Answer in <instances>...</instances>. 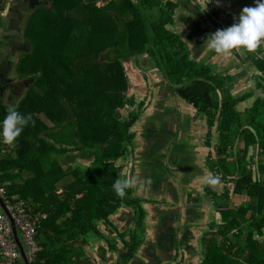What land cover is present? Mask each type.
<instances>
[{
  "label": "trees",
  "instance_id": "trees-1",
  "mask_svg": "<svg viewBox=\"0 0 264 264\" xmlns=\"http://www.w3.org/2000/svg\"><path fill=\"white\" fill-rule=\"evenodd\" d=\"M97 1L46 0L48 6L34 7L39 11L32 14L33 9L26 19L23 63L18 68L19 74L30 76V82L15 105L0 103V118L9 106L32 118L10 152L0 157V181L7 194L32 196L35 211L47 213L37 231L39 250L28 264H88L85 245L93 237L106 243L108 258L117 257L113 264L140 259L135 251L143 240L141 222L146 210L139 197H131L130 189L122 199L111 188L119 173L114 162L129 154L134 137L131 126L141 108L140 103L122 116L126 106L135 105L133 97L125 94L128 80L123 67L124 62L136 59L132 56H142L136 61L145 64V58H152L148 68L160 70L169 88L199 106L211 122L217 118L218 131L225 130L217 144L221 154L231 147L232 124L240 125L236 100L229 94L210 96L214 85L219 87L225 80L195 62L185 49L186 40L166 28L173 24L178 2L119 0L113 2L119 11L108 12V3L97 6ZM258 68L264 73V65ZM249 94L244 93L242 99ZM248 109L244 114L254 130L246 126L236 133L244 140L243 147L235 158H221L229 162L225 166L216 159L212 169L232 185L227 187L223 181L225 191L219 196L213 193L222 223L209 236L199 238L200 249H192L191 255H201L199 264H264V178L258 176L264 164L257 162L254 171L246 159V147L254 142L264 153V98L256 99ZM39 113L50 125L37 117ZM65 158L67 165L62 167ZM16 175L22 183L14 182ZM68 175L72 180L65 179ZM130 206L132 227H116L113 214ZM100 223L109 233L99 231ZM247 226L251 227L248 231ZM218 235H222L219 240ZM229 235L236 238L235 243L228 242ZM181 252L159 251L156 264L171 260L196 264Z\"/></svg>",
  "mask_w": 264,
  "mask_h": 264
},
{
  "label": "crops",
  "instance_id": "crops-1",
  "mask_svg": "<svg viewBox=\"0 0 264 264\" xmlns=\"http://www.w3.org/2000/svg\"><path fill=\"white\" fill-rule=\"evenodd\" d=\"M6 1L9 2L10 6L13 5V3H14L12 0H6ZM99 1H102V0H99ZM104 1H109V0H104ZM160 1H161V3L165 2V0H160ZM187 1L190 2V4H193L191 2V0H187ZM45 3H47L46 0H45ZM245 3L248 4L249 6H250V3L253 5V0H237L236 2H235V0H230L229 6H230V9L233 10V12H234L233 14L235 17H237L240 10L244 6H246ZM194 4H195L194 6H195L196 10H198L194 14L195 15L201 14V16H199V17L197 15V19L199 20V18L202 17V13H204L205 15H206V13H205V11L200 10L199 6L196 3H194ZM96 5L101 6L98 4V1H97ZM0 7L3 10V8L5 7V4L3 7V5L0 2ZM34 7H33V9H34ZM182 8H183V6L182 7L180 6L179 9H182ZM183 9L185 11H180L178 15L174 14L175 13V10H174L173 23L176 21L175 17L178 16L177 17L178 23L186 24V26H187V28L185 30L186 32L184 31L183 34H182V32H180L179 34L182 37L184 36L183 38L186 40L185 41V49L187 51H189V55L193 56L196 60L195 62H197L200 66L202 65V66L208 67L210 69L211 74H218V73L223 74L226 72H231L233 66L231 67L229 65H233V63L229 64V62H231L232 57L233 58L240 57V54L242 53L241 50L233 49L231 55L223 56L221 54H217V53H214L212 51L209 52V50L204 46V44L199 45L200 42L203 40V37L205 38L207 34L215 32L217 29H219L220 25L217 22L213 21L215 27L210 25L211 27L209 26L208 27L209 29H208L205 25V21L204 20L201 21V19H200L201 23L204 22L202 25L203 29L196 31V33H194V34H191L192 30L196 29L197 26H196L195 20H190V18L188 17L190 15H188V13H181V12H186L189 9H187L185 7ZM2 10H0V13L2 12ZM32 10H30L29 13H31ZM153 10H155V12H156L154 14H157V10L159 11V9H157L156 7ZM10 11L11 10L9 8L7 13H6L8 15V17L6 18V21H5L6 22L5 27H7L8 30H7V32H4V35H5L4 37H2V36L0 37V53L4 54L6 51L8 59L10 61L9 69L7 70L6 73H4L5 77L8 79H12L15 77L18 80L20 79V81H21L23 78L28 79V77H30L29 75L24 76V75H21L18 73V61L20 58V54H22L24 52V47L21 45L20 39L23 38V40H24L23 33H24L25 24H26V19L28 16L23 13L24 16L22 17V12H21L20 18H17ZM199 11H201V12H199ZM217 12H218V10H215V13H214L215 16L216 15L218 16ZM189 13H192V12L190 11ZM207 15L210 16L209 13H207ZM172 25L173 24H167L166 28L171 30V31L178 33V31L171 28ZM21 27H22V32H21L22 36L20 33L19 34L17 33V31ZM211 28H213V29H211ZM200 34H202V35H200ZM193 37H195V39H193ZM198 38H200V40H198ZM188 43H190L191 45L195 43L196 45H195V47H193V49H191V48L187 47ZM260 44L264 46V41H262ZM196 50H198L197 53H196ZM3 54H1V55H3ZM218 59H220V60L222 59L223 62L220 63L218 61ZM260 59H262V57H256V58L254 57L253 58L252 57V51H251L250 60L248 62H245V64H243V65L246 66L247 63H249L252 65V67L254 69L257 68V70H258V69H260V68H258V65H259V64H257L258 62L255 63L257 65L256 67L253 66V64H254L253 62L258 61ZM127 62H129L128 66H129V68H131V70H128ZM127 62L123 63V67H124V71H125V76L128 80V85H127V89L129 92L128 94L131 95V94L135 93L134 91H132V89L134 87L137 88L138 87L137 84H139V83L131 81L128 78L129 77L128 74H130V73L133 74L132 72H134L135 70L144 72L143 70L145 67L138 60L136 61V59H130ZM211 62H213V63H211ZM214 63H216L217 65H214L212 67L211 64H214ZM247 66H249V65H247ZM149 69L154 70L153 75L156 78L155 81L156 82L158 81V83H155V84H153V86H150V87L148 86V89L145 92H148V95L150 97H152L155 94L157 95L156 97H159L160 99H162L164 97L163 106H164V108H166V110H171V111H173V113L174 112L177 113V111H183L185 113H188V116H186L187 120H188L187 124H186L187 125V132L185 130L183 140H182L180 146H178L175 150L173 149L176 153H179L178 151L181 150V151L185 152L186 155L185 156L181 155V157H176L174 159V161H171L170 163L167 162L168 160H170L172 158V155H170V153H169L170 152L169 148L165 152H163V150H166V148H164V147L167 145V143L168 144L171 143L170 145L175 144L174 138L176 135L174 137L172 135V137L170 139H168L167 142L165 144H163V146L162 145L158 146L157 152H156L158 154V158L155 160V162L153 164L154 168H151V170H155V172H153V177L151 178V181H150V184L152 186L150 185V187L151 188L156 187L155 188L156 192L157 191L165 192L164 191L165 189H167V191L170 190L173 193H175L177 198H178V201H176V200H170L168 197L163 198L164 196H160V197L156 198L155 200H151L152 202L157 201L158 204L155 206L156 207L155 211L152 210L150 212L148 210L149 215H151L152 219H154L153 222L160 219L158 221L159 225L157 227L163 228L162 230L158 229V232H157L158 235H156L157 237L155 238V240H153L154 245H155L154 249L158 253L159 251L164 252L166 250L165 246H162V244H163L162 240H163V242L170 243L168 241V238L167 239H165L164 237L160 238L161 235L164 236V234H165L164 230L166 228V226L164 225V221H165V216H166L165 212H167V211L163 210V208L166 209L167 207H165L163 205L172 203L175 205V207L177 205H180V206H183V208H184L188 202H190V203L192 202L190 196L188 198H186V197H184V194H187L188 191L190 193L191 188L197 189L199 192H201V189L204 187V180L201 177L204 175L206 177L209 174H211L209 172L206 175V173L209 169L211 170L214 168L216 159L224 158L225 155H227L226 156L227 160H230V159L236 157L237 150L241 149L243 147V144H244V140L241 137H238L236 135V133H238V132L241 133L244 130V129L242 130V128H245L246 126H250V124H252L250 118L246 117L247 116L246 115L247 114L246 109H248L256 99L264 98V97H257L256 99L252 100V96L254 93L252 94L251 92H249L250 89H248L246 91H240L241 87H243V84H241V83H237L233 87V84H235V83H233L232 77L230 78V80L224 81V84L219 85V87L214 85V91L212 90L210 93L211 97H214V95L219 94L220 97L223 98V96L230 93L231 95L230 94L229 95L232 97V99L236 100L235 109L238 111V118L237 119H238V122L240 123V125H238L237 123L232 124L231 128H232V130L234 129V131L229 133V135L232 136V139L230 141L231 147L227 148V151L224 155V154H221L220 152H218V150H217V144L219 142V134H220V132L218 131V128H217V123H218L217 118L215 117V125L206 124V121H207L206 117L208 115L206 113H204L203 110H201L199 108V106H197L193 103L188 104V102H185L184 100L178 101L177 96H175V95H178L177 92L170 88V90L174 94H169V91L166 88V87H168L166 82L164 84H162L164 79H163V75H162L161 71L155 67L149 68ZM249 69H251V68L249 67L248 69H246L244 67V73L243 74H246V73L248 74L247 71ZM261 72H262V70H261ZM246 76L242 75L239 82L242 80L243 83H246V81L248 80L247 84L249 85L250 80L246 79L245 78ZM136 81H138V80H136ZM262 85L264 86V82L262 83ZM26 89H27V87L23 88L21 90L20 94L16 95L15 99H14L13 93L11 94L10 90L7 89V90L1 91V89H0V103L6 104V105H15L18 102L19 98L21 96H23ZM260 89L264 91L263 87H261ZM220 91H222V92L226 91V92L220 93ZM248 92L251 94H249L248 97L242 99V95L244 93H248ZM128 97H130V96H128ZM150 99H152V98H150ZM248 99H249V101H248L249 104L246 103L245 105H243L242 102L244 103ZM179 102L182 103V105H179L180 104ZM134 103H136V104L133 106H131V105H128V107L126 106L125 110L130 111V110L136 108L138 106V104L141 103L140 111H145L144 113L150 111L149 109L146 108L147 101H146V103H144L143 99H141L139 101L134 100ZM242 105H243V107H242ZM202 108H204V106H202ZM244 113H246V114H244ZM177 116L178 115L176 114V118L178 119ZM240 118H241V120H240ZM157 121L163 122L162 120H157ZM135 124L132 126V127H134L133 130H139L142 127L141 125L137 124V121ZM168 127H169V125L166 126V129ZM172 128H173V132L176 130V133H177L178 124L175 121L172 124ZM250 129H252V131H253L254 126L253 127L250 126ZM155 131H156L155 134L147 131L145 133V135L150 134L151 136L152 135L158 136L159 135L158 131L157 130H155ZM171 141H173V142H171ZM134 144L131 146L129 154L127 156H125V158L123 160L120 159L119 163L116 162V166H117V168H119V173H120V168L125 170L127 168V164H131L133 159H134L135 160V167H137V170L133 176H135L137 178V183L140 184L139 175L141 174L143 169L141 167H139V164L137 163V160L134 157V154L136 153V151L135 152L133 151L135 149ZM152 144L153 143L151 141H149V142L146 141L145 145L148 149H152ZM4 147L7 149V152H10V150L12 149V146L7 145V144H5ZM132 147H134V149ZM149 155H151V154H149ZM150 158H152V157H150ZM246 158L249 161V162H247L248 167L251 169L253 166L254 171L256 170L257 162L259 164H261V163L264 164V153H263L261 147L255 142L247 145V147H246ZM208 159L213 161V165L211 167L209 166L210 164H208V167L206 165V163L208 162ZM149 161L151 162L150 159H149ZM204 162H206V163H204ZM144 173L145 172H142V175ZM201 174H202V176H198ZM127 175L128 176L131 175L130 171L126 174L125 173L120 174V176H127ZM255 175H256V173H255ZM258 176L264 178V172L258 173ZM195 177H197L198 179ZM133 191L134 192H132V191L130 192V195L133 194L135 197L137 196L141 200V198H142L141 196L143 194L141 192L142 190L134 189ZM157 194H158V192H157ZM133 195H131V196H133ZM196 200L198 201V203L201 202V199H196ZM175 202H177V203H175ZM193 203L195 204V201ZM175 207H173V208H175ZM125 208H127L126 210H128L129 207H125ZM177 208H179V207H177ZM147 209H146L145 215H148ZM160 210L162 213L160 212ZM131 213H132V211H131ZM131 213L129 215V218L127 219V222H129V220L131 219V215H132ZM169 215H172V214H169ZM170 218H171L170 222H172V225H173L172 227L174 228L176 226L175 216H170ZM172 237L174 238V235ZM173 238H172V240H173ZM95 246H98V250H99L100 254L102 252L104 254H109V252H110L109 249L105 248L106 243L101 241V239H97L96 237H93L89 240L87 246L85 245V249H86L88 258L94 257V256H92L93 252L91 251V248H95ZM156 246H158V247H156ZM166 247H168V246H166ZM167 252L169 253V255L174 254V252H171L170 249H168V248H167ZM113 256L115 257V254ZM113 263L114 262L111 260H107V261L104 260L101 264H113ZM90 264H92V263H90Z\"/></svg>",
  "mask_w": 264,
  "mask_h": 264
},
{
  "label": "flooded vegetation",
  "instance_id": "flooded-vegetation-1",
  "mask_svg": "<svg viewBox=\"0 0 264 264\" xmlns=\"http://www.w3.org/2000/svg\"><path fill=\"white\" fill-rule=\"evenodd\" d=\"M12 1L15 4L13 3V5H11L9 7L11 10L10 12L13 13V15L17 18H20L21 12L23 13V11H26L28 8H31L32 6H36L38 3L43 2V0H12ZM2 4L4 7L5 1H3ZM22 8H23V11H21ZM1 10H2V8H1ZM195 23L197 26V27L195 26L196 29L197 28L199 30L203 29L200 18H199V20L196 19ZM1 54H3V53H0V89H1V91L7 90V89L10 90L11 94L13 93L14 99H15L16 95H19L21 90L28 86V83L30 82V77L28 79L23 78L21 81L15 77L12 79L6 78L4 73H6L7 70L9 69L10 61L8 59L6 51L3 55H1ZM128 93L129 92L127 89L125 92L126 96H130V97L134 96L133 94L129 95ZM144 94H145V98L143 99L144 103H146V100L149 98V102L147 101V103H146V105H147L146 108L149 109L150 111H148L146 113H144L145 111H140V110H139L140 112L138 111V116H137L136 121H137V124L142 126L139 130H133L132 129L133 128L132 126L136 123V121L131 126V131L134 134V137L132 138V145L134 143H137L136 153L134 154V157L137 160L139 167H141L143 169L142 172H145L143 175H142V172L139 175L140 183H145V181H147L149 178L151 181V178L153 177V172H155V170H151V168H154L153 164H154L155 160L158 158V154L156 153L157 148L159 145L163 146V144H165L167 142V140L172 137V135H173V137L176 135L174 138L175 144L168 146V148L170 150L169 153H170V155H172V158L170 160H168L167 162L170 163L171 161H174V159L176 157H181V155L182 156L186 155V153L181 151V150L178 151L179 153H176L174 150L178 146H180V144L183 140L185 130L187 132V125L186 124L188 121L187 117H186V116H188V113H185L183 111H177V113H175V112L173 113V111H171V110H166V108H164V106H163V102H164L163 96H162L163 98L160 99L159 97H156L157 96L156 94L153 95L154 97L153 96L150 97L148 95V92H145ZM150 98H152V99H150ZM125 113L127 114L126 110H125ZM176 114L178 115L177 116L178 119L176 118ZM157 120H162L163 122H158ZM174 121L178 124L177 133H176V130L173 132L172 124ZM167 125H169V127L166 129ZM155 130L158 131V134H159L158 136H155V135L150 136V134L147 136L145 135V133L147 131L155 134V132H156ZM146 141H148V142L151 141L153 143L152 149H148L146 147V145H145ZM171 142H173V141H171ZM132 148L134 149V147H132ZM149 154H151V155H149ZM150 157H152V158H150ZM149 159L151 160V162L149 161ZM209 172L211 174L218 175L220 177V174L218 172L213 171L212 169L211 170L209 169V171L206 173V175ZM198 176H202V174L198 175ZM195 178H197V177H195ZM201 178L204 180L205 175L202 176ZM225 184L221 180V183H219L218 185H215V186H219V187L223 186L224 187ZM150 185H146L144 190L141 191L143 194H142V196H141L142 198L140 200V201H142V203L143 202L145 203V206L148 208V210L151 209V210L155 211L153 208H156L155 206L158 203H157V201L152 202L151 200H155L156 198H158L160 196H164L163 198L168 197L170 200L178 201L176 194L173 193L172 191H170V190L167 191V189H165L164 190L165 192L157 191L158 192V194H157L156 190H154L155 188L154 189L151 188ZM204 185H205V187H204V189L203 188L201 189V192H199L197 189L191 188L190 193L188 191L187 194H184V197H186V198H188L190 196L191 201H195V204L193 202L192 203L188 202L184 208H183V206H180V205H177L175 208H171V209L163 208V210L167 211V212H165L166 216H165V221H164V225L166 226V228L164 230V233H165L164 236L161 235L160 238L164 237L165 239L168 238V240L172 241V238H173L172 236L174 235V238H173L174 241L170 244V246H168V247L165 246L166 251H167V248L170 249L171 252L176 251L177 253H180L182 250L184 256H190L191 257L189 260L192 263L195 262L193 259V256L199 255L198 252H195L193 255H191L192 249H194L195 246L199 245V242H200L199 238L206 235L204 230L202 231L199 229L204 224V222L206 221V219L208 217L206 215V211H207L206 205L201 203L203 201V198H204L203 197L204 195L202 193H206L207 195L210 194L211 195L210 197H212V199H214L213 193H215L214 189H212V186H208V185L206 186L205 183H204ZM215 196H219V195H216V193H215ZM196 199H201V202H199V203H201V205H198L199 203ZM175 203H177V202H175ZM212 203H213V201H212ZM169 204L173 205L172 203H169ZM197 205H198V207H197ZM163 206L166 207V205H163ZM177 207H179V208H177ZM160 212H161V210H160ZM216 213H218L217 209H216ZM169 214H172V215H169ZM170 216H175L176 226L174 228L172 227L173 226L172 222H170V220H171ZM149 217H150L149 218L150 222H152L153 228L154 229L158 228L157 225H158V221L160 219L153 222L154 219L151 220V218H152L151 215ZM219 217H220V215H219ZM210 226H211V224H210ZM144 234H145V232H144ZM154 234H155V236L158 235L156 232ZM153 239L154 238H152V240H151V237H149L150 246L147 245L146 249L147 248H149V249L155 248ZM144 240H145V238H143L140 246H142ZM162 242H163V240H162ZM200 245H201V242H200ZM175 246H177V247H175ZM139 247H138V249H139ZM156 247H158V246H156ZM200 248H201V246H200ZM94 250H95V252L92 253V256H94L93 259L94 258L99 259L101 263L104 260L113 261V259L108 258L107 255L100 254V252L98 250V246H95ZM148 251L149 250L147 249V254L150 255V252H148ZM91 258H88V260H89L88 262L95 264V262L93 261V259L91 260ZM150 261H151V263H150ZM101 263L98 262L97 264H101ZM124 264H156V261L155 260H153V261L152 260H147V261L145 260L144 261V260L136 258V259H134L132 261H128ZM181 264H189V263H183L181 261Z\"/></svg>",
  "mask_w": 264,
  "mask_h": 264
},
{
  "label": "rangeland",
  "instance_id": "rangeland-1",
  "mask_svg": "<svg viewBox=\"0 0 264 264\" xmlns=\"http://www.w3.org/2000/svg\"><path fill=\"white\" fill-rule=\"evenodd\" d=\"M117 1H119V0H109V1H98V4L99 5H103V4H106V3H108V12H114L115 10H118L119 11V9H118V7H116V5L113 3V2H117ZM191 2L194 4V3H196L198 6H199V8H200V10H203L204 9V6H205V4L207 3V0H191ZM15 4V3H14ZM229 4H230V0H211V2H209V3H207V5H206V7H205V9L203 10V11H205V13L207 14V13H209L210 12V8H213V9H217L218 10V12H217V14H218V16L216 15L215 16V18L214 17H212V19L214 20H216V22L220 25V27H219V29H223V28H226V27H228V26H230L233 22H235V19L237 18V17H235L234 16V12H233V10L232 9H230V6H229ZM43 5H45V6H48V4L47 3H45V0H43V2H40V3H38L37 4V6H43ZM182 7V6H181ZM180 8V4L174 9L175 10V15H178L179 14V12L180 11H185L183 8L182 9H179ZM38 9L36 8V9H34V11H32V14H33V12L36 14V13H38ZM177 11V12H176ZM27 12V16L30 14L29 13V11L27 10L26 11ZM153 12L154 13H156L155 12V10H153ZM190 11L189 10H187L186 12H181V13H188V15H190V16H188L189 18H190V20H196L197 19V15H194V13L192 12V13H189ZM199 12H201V11H199ZM31 14V15H32ZM108 15H110V13H108ZM204 13H202V17H200V19H202L201 21H203L204 19H203V17H204ZM177 17L178 16H176L175 17V22L173 23V25L171 26V28L172 29H174V30H176V31H178V33H180V32H182V34H183V32L186 30V28H187V26H186V24H183V23H178V19H177ZM198 17H199V15H198ZM29 20V19H28ZM205 21V20H204ZM204 23V22H203ZM203 23H202V25H203ZM208 26V25H207ZM209 27V26H208ZM209 29V28H208ZM186 32V31H185ZM200 35H202V34H200ZM184 37V36H183ZM193 39H195V37H193ZM203 39H204V37H203ZM198 40H200V38H198ZM203 43V40L200 42V44L199 45H201ZM193 45V46H192ZM190 44V43H188L187 44V47L188 48H191V49H193V47H195V43L194 44ZM198 52V50H196V53ZM209 52H210V50H209ZM241 54H240V57H238V58H231V62H229V64H231V63H233V65H229V66H233V68H232V70H231V72H226V73H223V74H221V73H218L217 75H221L220 76V78L221 79H224L225 81L226 80H230V79H226L225 77L227 76V77H229V78H231L232 77V81H233V83H235V84H233V87L237 84V83H241V84H243V87H241V90L240 91H246V90H248V89H250L249 90V92H251L252 94H253V96H252V100H254V99H256L257 97H264V91L263 90H261L260 88L261 87H263L264 88V86L262 85V82H263V80H262V77H264V73L263 72H261V70L260 69H258L257 70V68L256 69H254L253 67H252V65L251 64H249V63H247V65H249V66H244L243 64H245V62H248L249 60H250V54H251V52H249V51H243V50H241ZM29 53V52H28ZM23 55V53L22 54H20V57ZM31 56H33V53L31 52ZM144 56V55H143ZM132 57H134V58H136V59H139V58H141L142 56H139V55H136V56H132ZM252 57L254 58H256V57H262V59L264 60V46L263 45H259L255 50H253L252 51ZM133 59V58H132ZM146 59H148L146 62L148 63V64H151V62L153 61V59L152 58H145V60ZM32 61H34V60H32ZM140 63H142V65H145V66H147V67H145L144 68V72H141V71H134V72H132L133 74H128V78L131 80V81H134V82H136V83H139V84H137L138 85V87L136 88V87H134L133 89H132V91H134L135 93H133V99L136 101H139V100H141V99H144L145 98V91L148 89V86L150 87V86H153V84H155V83H158V81L156 82L155 80H156V78L154 77V70H151V69H149L148 67L149 66H151V65H149L148 66V64H145L144 62H141V60H138ZM218 61L220 62V63H222L223 61H222V59L220 60V59H218ZM23 62H22V57L21 58H19V61H18V68H19V66L22 64ZM128 63L129 62H127V67H128V70H131V68H129V66H128ZM132 63V62H131ZM211 63H213V62H211ZM254 64H253V66L254 67H256L257 65L255 64V61L253 62ZM258 63H259V65L260 66H263L264 65V61H260V60H258ZM214 65H217L216 63H214V64H211V66L213 67ZM258 65V66H259ZM244 67L246 68V69H248L249 67L251 68V69H249L247 72H248V74L246 73V74H243L244 73ZM261 73V74H260ZM242 75H244V76H246L245 78L246 79H249L250 81H249V85L247 84L248 82V80L246 81V83H243V81L241 80L240 82H239V80H240V78L242 77ZM20 80V79H19ZM136 80H138V81H136ZM166 82V80H163V82H162V84H164ZM21 85V84H20ZM167 88V90L169 91V94H174L171 90H170V88L169 87H166ZM230 94V93H229ZM231 95V94H230ZM175 96H177V100L178 101H182V99L178 96V95H175ZM225 96H223V98H224ZM181 99V100H180ZM146 101H148L149 102V99H147ZM175 101V100H174ZM249 99L248 100H246V102H242V104L243 105H245L246 103L247 104H249ZM180 103V102H179ZM136 104V103H135ZM179 105H182V103H180ZM243 105H242V107H243ZM128 107V106H127ZM140 112V111H139ZM259 115L261 114V112L260 111H258L257 112ZM40 114V115H39ZM38 115H37V117L40 119V120H42L43 121V123H45V124H48V125H50V122L48 121V119L42 114V113H39ZM244 115V114H243ZM242 115V116H243ZM122 116H124V118L126 117V113H125V111L124 110H122ZM206 119H207V121H206V124H210V125H215V121L213 122H211V120H210V116L208 115L207 117H206ZM241 119V118H240ZM257 119V118H256ZM105 121V120H104ZM214 123V124H213ZM136 125V124H135ZM134 128V127H133ZM132 128V129H133ZM225 133V130H223V131H220V134H219V137L222 135V134H224ZM90 136H92L91 134H90ZM146 136H147V134H146ZM151 136V135H150ZM72 138V136L70 137V139ZM89 138H87L86 140H88ZM71 140H73V138L71 139ZM170 144H168L167 143V145L164 147V148H166V150H163V152H165V151H167V149H168V146H169ZM95 146H97V145H95ZM134 147H135V149L133 150L134 152L136 151V147H137V143H135L134 144ZM125 153L124 154H122V155H120V156H118V159L114 162V165L116 166V162L117 163H119L120 162V159H124L125 157ZM247 159V158H246ZM221 160V163L222 164H224V166L225 165H227L229 162L228 161H224L223 159H220ZM67 161H68V159L67 158H65V162H61V165H62V167H66V165H67ZM134 161V162H133ZM133 161H132V163L131 164H127V168L124 170V169H122V168H120V173H118L117 175H116V178L117 177H126V176H120V174H123V173H128L129 171H130V173H131V176H133L135 173H136V170H137V167H135V160L133 159ZM216 161V160H215ZM225 162V163H224ZM247 162H249V161H247ZM204 163H206V162H204ZM203 163V164H204ZM231 163V162H230ZM208 164H210L209 166L211 167L212 165H213V161L212 160H209L208 159V162L206 163V165L208 166ZM248 166V165H247ZM252 168H253V166H252ZM118 171H119V168H118ZM209 171V170H208ZM207 171V172H208ZM23 173V174H22ZM19 174H21V176L22 177H26V176H28V173H24V172H20ZM19 177V176H15L14 177V182L15 183H22L23 182V179H22V177ZM128 176V175H127ZM256 176V175H255ZM67 181L68 180H72V177H71V175H68V177H66L65 178ZM223 181H225V182H227L226 180H222V182ZM231 185H232V182H227V187H231ZM207 186V185H206ZM204 187H205V185H204ZM204 187H203V189H204ZM154 188H156V187H154ZM153 188V189H154ZM151 189V188H150ZM212 189H214V191H215V193H216V195H221L224 191H225V189H224V187L222 186H212ZM132 192H134L133 190L134 189H130ZM155 190V189H154ZM204 196V198H203V201L201 202V203H203L204 205H206V208H207V211H206V215L208 216L207 217V219H206V221L204 222V224L199 228L200 230H204L205 231V233H206V236H209V234L210 233H212V232H214L215 230H216V227H217V224H221L222 223V219L219 217V214L218 213H216V207H215V205L212 203V201H213V199H212V197H210L211 195L210 194H206V193H202ZM31 195V194H30ZM131 195H133V194H131ZM134 196V195H133ZM133 196H131V197H133ZM31 198H33L32 196H30ZM29 197V198H30ZM135 197V196H134ZM30 198V199H31ZM124 198V197H123ZM122 198V199H123ZM136 198V197H135ZM147 198V197H146ZM32 200V199H31ZM192 202H194V201H192ZM191 202V203H192ZM140 203H141V205H142V207H144L145 208V210L147 209V207L145 206V203L143 202L142 203V201H140ZM201 203H199L198 205H201ZM198 205H197V207H198ZM166 207H167V209H171V208H173V207H175V205L173 204V205H170V204H166ZM143 208V209H144ZM154 210H156L155 208H153ZM131 211H133V208H132V206H130L129 208H128V210H125V211H122L121 209H119L118 211H116L115 212V214H113V216H112V218H111V220L113 221V223H114V225L116 226V227H119L120 229H123L124 227H127V228H129V227H132V223L131 222H127V219L129 218V215H130V213H131ZM147 214L148 215H145L143 218H142V222H141V224L143 225V232H145V234L143 235V238H145V240H144V242H143V244H142V246H140L139 247V249L137 250L136 249V252H135V254L141 259V260H155V256L154 255H156L157 254V252H156V250L155 249H149V248H147L149 251L148 252H150V255H148L147 254V249H146V247H147V245H149L150 246V244H149V237H151V240H152V238H154L153 240H155V232L157 233L158 232V229H160V230H162V228H153V225H152V222H150V215H149V212H148V209H147ZM210 224H214V226H210ZM99 225H101V224H98V226ZM159 225V224H158ZM157 225V226H158ZM242 225H245L244 223L242 224ZM99 228V227H98ZM247 228V231L249 230V229H251V227H249V226H247L246 227ZM99 231H102V232H105V233H109V231L108 230H105V229H102V228H99ZM208 231V232H207ZM263 232H264V229H263ZM207 233H209V234H207ZM145 236V237H144ZM222 235H218L217 236V238H218V240L220 239V237H221ZM228 242H231V243H235V241H236V238L234 237V236H231V235H229L228 237ZM259 238H261V237H259ZM163 244H162V246H170V243H166V242H162ZM118 244H120L119 242H118ZM218 244H220V243H218ZM217 244V245H218ZM120 246V245H119ZM200 242H199V245L198 246H196V247H198V248H200ZM152 248V247H151ZM91 251L92 252H94L95 250H94V248H91ZM116 257V256H115ZM200 257H201V255H198V256H193V259H194V261H195V263L196 264H199V261H200ZM91 258V257H90ZM117 258V257H116ZM116 258H112L113 259V261H116ZM167 258H169V256H167L166 257V259ZM91 259H93V258H91ZM93 261L95 262V264H97L98 262L99 263H101L100 262V260L99 259H93ZM172 261V260H171ZM170 261V264H174L173 262H171ZM150 263H151V261H150ZM24 264V263H23Z\"/></svg>",
  "mask_w": 264,
  "mask_h": 264
},
{
  "label": "clouds",
  "instance_id": "clouds-1",
  "mask_svg": "<svg viewBox=\"0 0 264 264\" xmlns=\"http://www.w3.org/2000/svg\"><path fill=\"white\" fill-rule=\"evenodd\" d=\"M209 2L211 0H207V3ZM262 41H264V0H253V6H244L235 22L226 28L207 34L202 44L214 53L229 56L233 49L251 52ZM31 119L30 114H23L16 107L9 106L5 115L0 118V142L14 146L17 137ZM204 183L215 186L221 183V179L218 175L209 174L204 178ZM146 185H150V178L145 183L138 184L137 178L129 175L115 178L111 188L117 197L123 198L129 189L144 190ZM98 227L101 228V225Z\"/></svg>",
  "mask_w": 264,
  "mask_h": 264
},
{
  "label": "built area",
  "instance_id": "built-area-1",
  "mask_svg": "<svg viewBox=\"0 0 264 264\" xmlns=\"http://www.w3.org/2000/svg\"><path fill=\"white\" fill-rule=\"evenodd\" d=\"M3 1L6 2L0 0L1 4ZM6 153L7 149L0 146V157ZM46 217L45 211L38 213L35 211L30 199L8 195L0 181V264L24 263L12 233V226L15 228L26 261L29 262L35 257L39 250L37 231L41 221Z\"/></svg>",
  "mask_w": 264,
  "mask_h": 264
},
{
  "label": "water",
  "instance_id": "water-1",
  "mask_svg": "<svg viewBox=\"0 0 264 264\" xmlns=\"http://www.w3.org/2000/svg\"><path fill=\"white\" fill-rule=\"evenodd\" d=\"M174 1H176V2H178V5L180 4V6H183V7H185V8H187V9H189L190 11H192L193 13H196L198 10H196V8H195V4H190V2H188L187 0H174ZM188 3V4H187ZM9 2H5V7L3 8V10H2V12L0 13V37L2 36V37H4L5 35H4V32H7V30H8V28L7 27H5V24H6V18L8 17V15L6 14L7 13V11H8V9H9ZM33 7L34 6H32L31 8H28L27 10L30 12V10H32L33 9ZM26 10V11H27ZM210 10V12H209V14H210V16L209 15H204V17H203V19L205 20V25H206V27L208 28V26H214L215 27V25H214V22L213 21H215L216 22V20L214 19H212V17H214L215 18V14L213 13V10H217V9H213V8H210L209 9ZM22 11H23V8H22ZM23 13L24 14H26L27 15V12H25V11H23ZM23 13H22V17L24 16L23 15ZM195 15V14H194ZM197 15H199V16H201V14H197ZM219 23V22H218ZM220 24V23H219ZM208 25V26H207ZM210 26V27H211ZM211 29H213V28H211ZM21 32H22V27L17 31V33L19 34H21ZM21 36H22V34H21ZM20 43H21V45L25 48V42H24V40H23V38L22 39H20ZM23 52V51H22ZM180 97V96H179ZM181 98V97H180ZM182 100H184L183 98H181ZM185 101V100H184ZM185 102H187V101H185ZM188 104H190V103H188ZM12 233H13V235H14V237H15V240H16V242H17V245H18V248H19V251H20V254H21V257L23 258V260H24V264H28V262L26 261V259H25V255H24V252H23V250H22V246H21V244H20V242H19V240H18V238H17V235H16V231H15V228L12 226Z\"/></svg>",
  "mask_w": 264,
  "mask_h": 264
}]
</instances>
